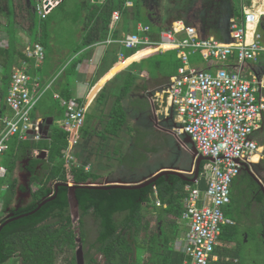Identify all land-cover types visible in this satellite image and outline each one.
Wrapping results in <instances>:
<instances>
[{
    "label": "trees",
    "instance_id": "obj_1",
    "mask_svg": "<svg viewBox=\"0 0 264 264\" xmlns=\"http://www.w3.org/2000/svg\"><path fill=\"white\" fill-rule=\"evenodd\" d=\"M128 1H133V5L137 8V11L132 15L128 11ZM142 1L144 3L143 7L149 5L144 0ZM148 1L154 3L155 0ZM239 1H234L239 7L234 6L233 17L241 22L244 12ZM140 2L141 0H106L102 4H87L89 9L85 32L80 36L77 34L62 35L66 28L70 26L77 27L78 21L73 19L72 22L67 16L69 12L67 14L63 12V15L58 16V44L70 46L71 56L61 65L60 70L63 67L64 69L52 82L50 86L53 89L52 94L43 102L44 92L34 109V118H36L37 111L43 113V138L39 141L23 140L18 133L11 138L9 148L0 155V164L6 166L8 171L7 176L0 179V200L5 213L0 218V224L6 220L8 212H15V216H17L35 209L38 203L44 199L53 195H56V198L47 202L34 214L14 220L1 230L0 264H5L14 257L19 258L18 264H57L59 256L70 251L72 255L68 259L69 264H75V251L78 241L86 249L85 264H184L186 258L184 252L175 247L178 231L176 219L184 209L185 186L189 182L179 175L174 173L162 174L156 181L140 188H124L121 186L76 188L75 194L79 201L78 206L81 214L79 234L75 229L70 212V188L59 186L56 190V184L60 182L75 185L101 184L103 182L99 174L86 170L83 164L74 162L70 166L68 165L69 162L65 152L73 137L69 130L55 124L57 116L65 115V108L55 97L54 92L58 91L64 98H71V92L65 79L75 73L76 67L83 59L91 56L95 44L107 38L113 12L118 10L122 12L124 17L119 27L114 31V37L117 38L121 31H135L136 24L142 21L139 17ZM250 2L251 0H248L245 4L249 5ZM73 6V0H62L46 18L42 19L37 13L36 0H0V10L2 12L6 10L10 31L8 45L6 47L0 46V65L2 68L0 84L1 115L7 114L9 108L6 97L13 66L16 65L18 57L19 61L26 59L25 52L20 51L17 47V25H21V28L27 31L33 44L41 43L44 45L46 61L52 48L53 28L57 24L56 22L54 24L53 13L56 9H58V14L65 9L70 11ZM130 22L133 23L131 28ZM155 23L163 22L156 19ZM166 25L160 24L157 30L162 31L170 27ZM198 31L202 37L212 36L203 33L201 29ZM259 31L264 34L261 26ZM155 51L158 52L160 59L152 64L153 71L163 70L166 73L169 72V77L175 75L181 66L177 49H167L160 54L157 48L150 47L140 50V53L145 56ZM201 58H195L194 54L190 60L192 63H198V61L203 60ZM137 63L141 64V70L148 68L150 73L149 65L152 63L150 56L141 59L139 62L134 61V64ZM31 65L33 64L31 63ZM43 66L40 69L42 72ZM30 72L35 74V69L31 67ZM135 79L136 74L133 71L129 72L115 96L109 119L102 131L103 139L108 138L110 135H119L126 125L128 114L123 100L131 91ZM57 84L58 88L55 87ZM88 117L85 116L81 129L83 137L89 134V130L86 128L89 122ZM2 128L3 122L0 121V131ZM35 150L39 151L37 155H34ZM42 150L47 151L44 158L41 157ZM137 158L139 159L136 164H131L133 169L136 165L137 168H142L147 162L144 154L139 155ZM25 161L29 162V167L26 169L32 173L30 183L38 184V186L31 187V200L16 208L12 205L15 202L18 190H22V188L17 187L18 178L15 176V170L20 163ZM205 162H202L200 172H202ZM172 166L174 167V165ZM160 167L163 166L160 165L158 168ZM250 174L249 169L243 168L242 173L233 182L230 206L236 201L234 186H237V183L243 177L250 176ZM204 183L203 180H200L202 187H205ZM156 190L161 201V205L157 206L160 210V219L155 226H152V219L144 212V209L145 205H149L155 200ZM247 202L249 206L246 209L249 212H252L254 202L262 205L259 221L264 225V194L261 189H255L252 197ZM230 206L225 210L226 214L237 219L236 206L235 208ZM163 214L171 215V217L164 218ZM87 215H92L99 223L96 237L93 240H90L84 229L85 216ZM239 223L240 221L237 219L236 224L227 225L223 228L221 240L235 242V246H218L216 253L219 255V260L212 261L211 264H254L253 254L250 255L249 253L250 256H247L246 253V235L248 233L240 229ZM254 237L255 250L258 251L256 248L259 247L262 250V258L258 264H264V240L258 232L255 233ZM256 251L254 252L257 253ZM139 252L147 253V258L143 259Z\"/></svg>",
    "mask_w": 264,
    "mask_h": 264
},
{
    "label": "built area",
    "instance_id": "obj_2",
    "mask_svg": "<svg viewBox=\"0 0 264 264\" xmlns=\"http://www.w3.org/2000/svg\"><path fill=\"white\" fill-rule=\"evenodd\" d=\"M57 4L58 0H39V17L46 18ZM127 5L133 3L128 1ZM243 12L241 22L235 17L230 19L231 40L224 42L214 36L202 37L197 28L182 20L163 29L158 39L152 37L151 26L142 22L137 23L135 32L115 38L114 31L121 19V12L116 10L111 17L107 38L98 42L120 44L128 50L177 49L181 60L177 73L170 77L166 88L149 92V97L165 114L175 115L177 135H190L199 154L214 158V161L205 163L195 185L186 186L181 214L186 225L181 249L186 256L184 264H211L218 259L216 248L222 230L235 223L224 211L231 201L233 181L245 166L252 167L257 153L263 152L256 133L264 122V83L252 72L245 75L226 66L210 71L193 65L190 60L192 54L200 53L205 61L226 63L236 54L241 65L257 62L264 52V35L258 29L264 13L259 10L257 0L246 4ZM24 52L26 59L12 69L6 97L12 114H0L3 122L0 155L18 133L23 140L39 141L43 138L42 122L33 117V112L43 94L40 91L41 77L37 73L45 61V47L41 43L29 42ZM125 58V53L120 51L118 59L124 61ZM31 67L36 70L35 75L30 72ZM56 98L65 108V115L55 120V124L69 130L73 137L65 152L70 166L75 162L73 150L81 135L87 107L74 97L68 99L58 93ZM84 167L90 170V165ZM7 172L6 166L0 164V179L5 178ZM200 180H204L205 189L200 187ZM155 195V203L160 206L157 190Z\"/></svg>",
    "mask_w": 264,
    "mask_h": 264
},
{
    "label": "rangeland",
    "instance_id": "obj_3",
    "mask_svg": "<svg viewBox=\"0 0 264 264\" xmlns=\"http://www.w3.org/2000/svg\"><path fill=\"white\" fill-rule=\"evenodd\" d=\"M144 1L149 5L143 7L144 4L142 5L143 1L141 0V4L139 5L140 20L151 23L150 14H154V16L160 15L163 18L162 22L165 25L168 24L171 17L186 18L199 23L202 21V15L210 10H216V13L219 14L221 11L220 4L222 3L223 19L221 21L219 20L220 23H218L220 24V28L218 29V34L214 35V37L224 42L230 41L228 33L229 18L230 15H233L234 8L239 7L236 3L232 2V0H155L154 3L149 2L148 0ZM257 1L260 2V0ZM247 2L248 0H245V3ZM63 12L64 14L69 12V15L67 16L72 22L74 21L73 19L75 16L73 10L67 11L66 9L60 11L59 14L58 9H56L53 13L54 24L55 22L57 23L53 28L56 35L53 34L51 52L43 64V71L46 69L48 71L52 70V81H54L60 73V65L63 64L71 53L70 46L58 44V16L63 15ZM1 19L8 23V18L4 17ZM21 27V25H17L16 31L17 35L19 34L17 36V41H19V47L22 48L24 52L25 47L31 42V39L27 33L20 34L22 31ZM131 27L132 23H130V28ZM78 30H80V28L78 29L75 26H70L61 32L62 35L76 34V31ZM1 39L2 42L6 43L8 37L4 36V39L3 37H1ZM140 57H142V54L139 51L127 61L114 68L112 73L116 72L112 76V73H110L107 77H103L97 83L92 95L88 97L86 101V115L89 116V122L87 123L86 128L89 130V134L86 137L80 135L78 142L75 145V149L73 150V155L75 156L74 161L83 165L93 163L95 169L102 174L103 183L106 178L112 180L119 177L123 180L140 178L143 175L154 171L160 165H174V167L186 171L191 168V165L194 162L192 146L185 142L186 136H179L177 135V131L174 130V127H176L175 125L177 124V118L175 115L173 114L174 119L172 120L166 119V115L163 114L162 108L159 104L153 103L152 99L149 97V92L152 93L155 90H162L163 88H166L170 82V77L164 76L168 75L169 72L166 73V71L162 70L161 75L156 71L154 72L152 69V64L157 59H160L159 56L151 58L152 63L149 65L151 75L141 77L137 73L135 83L127 95V98H125V105L129 112V124L131 129L124 126L119 137L110 135V138L103 142L102 131L108 120L115 96L119 92L127 74L131 71L135 72L136 69L139 72L142 71L140 69V63L134 64V61L131 63L128 62ZM196 57L200 58V53H196L195 58ZM137 62H139V60H137ZM107 78L109 79L107 80ZM106 80L107 82L103 86V89L99 90ZM42 90L45 92L43 97V102H45L48 96L52 94L53 89L50 87H44ZM258 139H260L261 143H264V130L259 134ZM117 150L118 152H116ZM38 152V150H35L34 155H37ZM141 154L146 156L147 162L144 167L137 168V170L134 169L135 173L132 174L131 164H136V161L139 159L137 157ZM252 165V167L249 166L248 168L258 176L264 186V154L260 162L252 163ZM16 173L20 177V182H24L25 173L20 175L19 167L17 168ZM27 182L28 181H26V183ZM36 186H38V184H36ZM258 188L261 189L260 183L251 174L250 176L243 177L237 183V186H234L236 201L230 206L233 208L236 206L237 219L240 221L239 227L243 232H247L249 235L250 243L249 245H246V253L247 256L252 254L255 256V258L252 257L254 264L260 263L262 258V250L259 247L256 248L258 250L256 251L254 245L255 233L264 228L263 223L258 221L262 205L253 203L252 212H249L246 208L249 206L247 202L248 199L252 197L254 190ZM261 192L264 194V191L261 190ZM18 194L20 196L27 195L22 192H19ZM70 203V212L72 214L74 226L79 234V219L81 217L79 206L76 204L73 197L70 198ZM4 215L2 201L0 200V218ZM98 227L99 223L92 215L85 216L84 229L88 233L90 240H93L96 237ZM260 233L264 236V231H261ZM222 244L223 246L228 244L234 245L233 243L228 242H222ZM85 250L86 249L82 247L80 241H78L77 249L75 251V264L86 263ZM139 253L142 257L146 254L144 252ZM71 255V251L60 255L57 264H69L68 259ZM18 263L19 258L14 257L5 264Z\"/></svg>",
    "mask_w": 264,
    "mask_h": 264
},
{
    "label": "crops",
    "instance_id": "obj_4",
    "mask_svg": "<svg viewBox=\"0 0 264 264\" xmlns=\"http://www.w3.org/2000/svg\"><path fill=\"white\" fill-rule=\"evenodd\" d=\"M36 1L38 3L39 0H36ZM60 1H62V0H58V4L60 3ZM105 1L106 0H73L74 6H73L72 10L74 11L73 13L75 14L74 19H76L78 21V26L76 28H78V29L80 28V30L76 31V34L78 36H80L81 34H83L85 32L86 19H87V16H88V9H89L87 7V4H102ZM232 1L233 2L234 1L237 2L238 0H232ZM252 1L253 0H251L250 4L252 3ZM131 2L134 3L133 1H131ZM239 2L241 3L242 7H244L246 5L245 4V0H240ZM142 4H144V3L142 2ZM127 6H128V11H129V13L131 15L134 14L137 11V8H136L135 5H127ZM220 9H221V11H220L219 14L216 13V10H210V11L207 10L209 12H206V13H204L202 15V21L199 22V23L198 22L196 23L195 21H192V20H188L186 18L171 17L170 20H169V22H168V24L166 26L169 27V26H171V24L173 22L178 21V20H182L186 24H188L190 26H194L195 28H197V30H200L201 29L203 33L214 36V35L218 34V29L220 28V24H219L220 22H219V20L221 21L223 19V17H222V3L220 4ZM5 12H6V10L3 11V12L0 10V16H1V18H4V17L7 18V13H5ZM150 16H151V21H152L151 23H149V22H143V21H139V22H142V23L151 25L152 37L154 39H158L159 33L161 31H158L157 29L160 26V24H162V25H164V24L163 23H155V20L156 19L162 20L163 18L160 15L154 16V15L150 14ZM232 17H233V15H230V19ZM1 18H0V46L6 47L8 45L10 31L8 29V27H9L8 26V23L5 22V21H3ZM123 18H124L123 17V14L121 12V19L118 22L116 28L119 27V25H120L121 21L123 20ZM262 19H264V17ZM132 26H133V23H132ZM259 27H260V25H259ZM259 27H258V29H259ZM135 31H136V27H135ZM135 31H132V30H130V31H121L120 34H119V36H121L123 34L131 33V32H135ZM26 33H27V31H24L23 29L20 32V34H26ZM228 33H229V37H230L229 28H228ZM53 34H55V31L53 32ZM4 36H7L8 37V39L6 40V43L2 42V39H1V37H3V39H4ZM230 40H231V37H230ZM18 42L19 41H17V47H18V49L20 51L23 52V49L19 47V43ZM166 47H168V46H166ZM145 49H148V48H144L143 50H145ZM140 50H142V49H140ZM120 51L124 52L125 55H126V58H125L124 61H120L118 59V53ZM139 51H137V50H128V49L124 48L123 46H121L120 44H116V43L115 44H111V45H106V44H103V43H97V44H95V46L93 47V51H92L91 56L88 57V58L83 59V61H81L78 64V66L76 67L75 73L69 75L65 79V82L68 84V88L70 89L71 97L77 98L78 100L84 102L85 105H86L87 98L92 95V92H93L95 86L97 85V83L103 77H105V76L107 77L110 73H112V71L114 70V68H116L118 65H120V64L124 63L125 61H127L131 56H133L134 54H136ZM159 52L161 54L164 51H159ZM158 55H159L158 52L155 51V52H152V53L147 54L145 56H142V57H140L138 59L131 60L128 63H131V62L137 61V60L140 61L141 59L147 58L149 56H150V58H153V57H156ZM177 55H178V53H177ZM70 56H71V53H70V55H68V57H67V59L65 61H67ZM22 62H23V60H20L19 61V57H18V61H17L16 65H14V66L20 65ZM249 62H251V63H249ZM249 62H246V63H244V64L241 65L237 61V55L235 54L232 57H230L229 60L226 63H221V62H217V61H213V60H211V61H205V60L204 61L203 60L201 61L200 60V61H198V63H192V62L191 63L193 65H195V66H198L200 68H206V69H208L210 71H215L217 69V67H219V66H226L227 68H229L233 72H241L242 74H245V75H249L250 72H252L253 74L257 75V77L264 83V52L261 53L260 58H259V60L257 62H252V61H249ZM60 67H61V65H60ZM40 69H39V71H38L37 74H39L40 77H41V90L40 91H42L44 93V91L42 90V88H44V87H46V88L47 87H50L51 84H52V82H53L52 81V70L48 71L46 69L45 71L42 72ZM63 69H64V67H63ZM63 69H61V71ZM143 70L139 72L136 69L135 72H134V74L137 75V73H138L141 77H146L148 75H151L149 73V71H148V68H144ZM156 72L159 73V74L162 73L161 70H156ZM114 73H112L111 76ZM1 74H2V68H1V65H0V76H1ZM35 74H36V70H35ZM164 76H168V75H164ZM109 78H107V80ZM107 80L101 85V87L99 88V90L103 89V86L105 85V83L107 82ZM55 87L58 88V84ZM262 91L264 93V89ZM54 93H55V97H56V94H58V91H55ZM123 104H124V106L126 108L125 98L123 100ZM126 110H127L128 117H127V123H126L125 126H127L129 129H131V126L129 124V112H128V109L127 108H126ZM110 111H111V109H110ZM7 114H9V115L12 114V111L9 108L7 109ZM163 114H165V112H163ZM165 115H166V117L168 116V114H165ZM35 117L37 119H39L41 122L43 121V118H44L43 117V113L41 111H37ZM59 117H61V116H57L56 117V120ZM108 119H109V117H108ZM104 128H105V126H104ZM263 130H264V122H263L262 128L260 130H258V132L256 133V139L258 140V142L260 144V147L262 148L263 152L261 153V151H260L259 153H257L253 157V162L252 163H258V162H260L261 161V158L263 157V154H264V143H261L260 142V139H258L259 134H261L263 132ZM119 135H111V136L119 137ZM109 138L110 137L108 136V138L103 139V142L106 141ZM113 141H114V139H113ZM116 152H118V150ZM24 163H26V162H22V163L19 164L18 167H19V170L20 171H24V167H23ZM252 163H251V165H252ZM87 165H90V170L91 171L95 172L96 174H99L101 176V178L103 177L102 174H100V172H98V170L95 169V167H94L95 165L93 163L87 164ZM167 167H173V166L171 165V166H163V167L157 168L154 171H151L148 174L143 175L140 178H132V179L123 180V179H121L119 177V178H117L115 180H123V181H128V182H134V181L141 180L144 177H148L150 174L158 171L161 168H167ZM244 168L246 170L249 169L247 166L244 167ZM134 169L137 170V166H135ZM134 169L132 168V170H131L132 171V174L135 173V170ZM16 170H15V176L17 177L18 174L16 173ZM241 173H242V171H241ZM250 173H251V171H250ZM251 175L255 178V176L252 173H251ZM235 179H234V181H235ZM195 183L196 182H189L188 184L195 185ZM186 186H185V195H186ZM260 186H261V190L264 191V186H263L262 182L260 183ZM200 187L202 189H205L206 188V184H205V187H202L201 185H200ZM232 189H233V184H232V188H231V194H232ZM231 200H232V197H231ZM231 202L232 201H230V203L224 207V211L227 208H229ZM254 203H256V202H254ZM157 206H159V205H157L155 203V200L152 201L149 205H145L144 212L152 219V226H155L157 224L158 220L160 219V210L157 208ZM183 206H184V202H183ZM252 208H253V204H252ZM261 209H262V207H261ZM261 209H260V211H261ZM225 214H226V212H225ZM227 216L230 217L229 215H227ZM163 217L164 218H166V217L167 218H170L171 215L163 214ZM232 219L235 221L234 224H236L237 223V219H234V218H232ZM176 220H177V225H178V231H177V237H176V240H175V247L177 249L181 250L182 247L184 246L183 237H184V234H185V231H186V225H185V222H183L182 219H181V214L179 216H177V219ZM259 220H260V217H259ZM234 224H232V225H234ZM261 231H264V228H262V229H260L258 231L259 236L261 238H263V240H264V236L260 233ZM244 235H246V234H244ZM246 239L247 240L249 239V236L248 235H246ZM247 240H246V243H247V245H249L250 242L247 241ZM222 242H224V241L221 240V236H220V244L218 246H223ZM228 243H233L234 244V245L228 244L227 246H229V247L235 246V242H228ZM146 254H145V256L142 257L143 259H146L147 258L148 254L147 255ZM144 257H146V258H144ZM253 258H255L254 255H253ZM217 260H219V255H218V259ZM217 260H215V261H217ZM235 262H236V259H235Z\"/></svg>",
    "mask_w": 264,
    "mask_h": 264
},
{
    "label": "water",
    "instance_id": "obj_5",
    "mask_svg": "<svg viewBox=\"0 0 264 264\" xmlns=\"http://www.w3.org/2000/svg\"><path fill=\"white\" fill-rule=\"evenodd\" d=\"M262 24V20L260 22V26ZM185 142L187 144H190L192 146V151H193V164L191 165V168L184 171L183 169H179V168H175V167H167V168H161L158 171L150 174L148 177H144L141 180L138 181H134V182H128V181H123V180H112L109 178H106L104 183L101 184H81V185H75L73 183H68V182H60L56 184V190H58L59 186H66L70 188V198L73 197L75 199V202L77 205H79V201L76 197L75 194V189L78 187H96V186H100L102 188H110V187H117V186H121L124 188H140V187H144L147 186L149 184H151L152 182L156 181L157 178L162 175V174H166V173H174L179 175L181 178H183L184 180H186L187 182H196V180L198 179L199 175H200V167H201V163L203 161H214V158L212 157H206L203 156L201 154H199L196 145L194 143V141L192 140L190 135H186V139ZM47 154L46 150H42L41 151V157H45ZM246 167V166H245ZM251 173L255 176L256 180L261 183L260 179L258 178V176H256L254 174V172L251 171ZM28 187V186H27ZM56 198V195L51 196L50 198L44 199L43 201L39 202L37 207L29 212H25L22 213L20 215L15 216L14 212L10 213L7 217L6 220L3 221L0 224V232L1 230L10 222L20 219L22 217L34 214L36 211H38L43 205H45L47 202L53 200ZM22 204L19 203L16 207L19 208Z\"/></svg>",
    "mask_w": 264,
    "mask_h": 264
},
{
    "label": "flooded vegetation",
    "instance_id": "obj_6",
    "mask_svg": "<svg viewBox=\"0 0 264 264\" xmlns=\"http://www.w3.org/2000/svg\"><path fill=\"white\" fill-rule=\"evenodd\" d=\"M261 28L264 31V19H262ZM166 119L172 120V119H174V115L172 113H169L168 116L166 117ZM25 162L26 163H24V165H23L24 171H20V175L22 173H25V175H24L25 181L24 182H20V177L17 175V178H18V186L17 187L18 188H22V190H18V192H17V194L15 196V202L13 203L12 207L17 206L19 203H21V204L28 203L31 200V187H36L35 183H33V184L30 183V178H31L32 173L29 170L26 169V168L29 167V162L28 161H25ZM26 181H28V182L26 183ZM19 192L25 193L27 195H23V196L21 195L20 196L18 194ZM8 210H10V209H8ZM10 213H12V212H8L6 214V217ZM14 215H15V212H14Z\"/></svg>",
    "mask_w": 264,
    "mask_h": 264
},
{
    "label": "bare ground",
    "instance_id": "obj_7",
    "mask_svg": "<svg viewBox=\"0 0 264 264\" xmlns=\"http://www.w3.org/2000/svg\"><path fill=\"white\" fill-rule=\"evenodd\" d=\"M258 8L262 13H264V0H260V2H258ZM251 33H252V29L250 30L249 33L250 37L252 36Z\"/></svg>",
    "mask_w": 264,
    "mask_h": 264
}]
</instances>
